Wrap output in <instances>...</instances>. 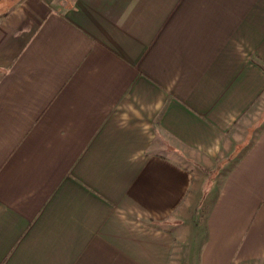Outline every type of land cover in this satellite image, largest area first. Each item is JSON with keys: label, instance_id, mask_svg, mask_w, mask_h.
Masks as SVG:
<instances>
[{"label": "crops", "instance_id": "obj_1", "mask_svg": "<svg viewBox=\"0 0 264 264\" xmlns=\"http://www.w3.org/2000/svg\"><path fill=\"white\" fill-rule=\"evenodd\" d=\"M0 264H264V0H0Z\"/></svg>", "mask_w": 264, "mask_h": 264}, {"label": "rangeland", "instance_id": "obj_2", "mask_svg": "<svg viewBox=\"0 0 264 264\" xmlns=\"http://www.w3.org/2000/svg\"><path fill=\"white\" fill-rule=\"evenodd\" d=\"M218 161L220 159H209L206 161L204 160L199 161L196 163V171L198 173L197 179H196V185L197 189L200 187V193H202V198H204V195L206 191H208V188L212 184V188L215 187V181L218 178V175L220 173V166L218 164ZM197 204V205H196ZM195 212H198V217L201 218L204 209L206 208V199H201L200 201L195 202L194 204Z\"/></svg>", "mask_w": 264, "mask_h": 264}]
</instances>
